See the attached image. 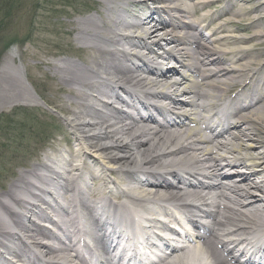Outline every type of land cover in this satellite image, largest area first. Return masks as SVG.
Here are the masks:
<instances>
[{
    "label": "bare ground",
    "instance_id": "1",
    "mask_svg": "<svg viewBox=\"0 0 264 264\" xmlns=\"http://www.w3.org/2000/svg\"><path fill=\"white\" fill-rule=\"evenodd\" d=\"M149 1L124 0L116 7L114 0H98L96 13L81 18L80 23L74 25V36L79 43L75 45L74 50L78 53L72 51L73 54L69 55L71 59L66 62L50 63L53 70L50 76L53 84L49 83L51 90L59 89L69 95L68 98L60 97L58 102H54L58 105L60 117L73 128V144L69 146L70 152L66 148L57 149L56 156L59 157H48L49 160L42 163L46 170L53 172L51 175H38L37 167L34 166L26 174L19 175L6 190L0 191V214H5L2 213L5 211L9 218L7 227L0 221V264H3L5 258L9 259L8 255L22 256V253L31 256L32 264H42V260L31 251L17 247L21 242L17 231L27 230L33 222L26 216L22 218L17 208L25 207L35 215L39 213V217L51 218L41 208L40 202H46L47 196L52 193L44 187L37 192L33 179L39 178L43 184H59L56 181L64 169L71 174V181L63 194L64 204L68 208L64 217L59 219L61 224L55 220L57 227L59 224L62 227L69 221L73 224L77 217L81 231L91 230V224L86 219L82 220L75 211L84 193H95L97 196L86 209L91 218H94V212H99L100 216L109 217L114 222L118 221V214L115 212L121 215L130 214L133 223L136 218L132 211L140 209L151 218L158 212L172 214L174 210L199 211L200 208L194 207L190 200H209L210 194L202 189V185L149 189L139 180L141 170L152 169L156 165L164 172L168 168L178 169L186 166L192 167L198 174L206 172L212 180H216L222 174L225 175L222 170L226 163L246 166L251 173L242 174L239 182L229 175L226 184L214 183L219 188L217 193H220L215 200L218 209L215 212L209 211V217L218 225L217 230L223 237L242 232L253 223L264 225V92L262 96L258 94L260 98L257 100L250 99L247 105L249 111L240 110L235 116L238 119L224 127L213 139L206 137L200 126H190L197 120L187 110L185 116L177 117L173 128L152 124L149 126L135 118L127 121L130 114L116 110L112 104H108L104 112H101V99L104 94L114 99L117 95H129V98L122 97L125 106L137 107L141 104L137 99L147 98V92L151 88L154 90L151 95L153 97L176 99H179L177 91L183 89L198 95L199 99L184 103L179 101V104L196 107L201 114L211 108L219 112L217 109L220 101L236 86L245 85L247 80L254 82L256 77L260 78L264 85V61L260 67L253 66L256 61L254 57L264 55V50L251 52L247 50L246 45L249 42H256L258 47L262 42L264 44V31L259 30L260 33L247 38L236 34L240 29H258L261 18L264 20V14L258 17L254 15L246 28L232 24L233 21L237 22L234 17L243 15L246 3L256 2L252 12L264 11V0H227L228 4L222 8L216 7L220 0H188L186 3L190 5L197 2L194 9L183 8L181 0H163L160 3L161 7H167L168 12L175 11V17H187L188 22L184 19L181 22L166 19V9L160 11L159 7L149 8ZM158 1L160 0H155ZM237 2L240 6H235ZM130 5L134 6L135 10H130ZM213 7L216 8L212 9ZM202 10L200 16H194L195 12ZM218 21L219 25L217 24L211 34L204 32L206 24ZM202 23L205 24L204 27ZM254 23L258 25L255 28ZM122 26L137 27L141 31L140 38L127 39L128 44L138 47L139 54L146 49L150 54H157L153 45L162 48L164 42L174 44L176 47L173 50L162 52L163 57L168 60H178L180 57L186 61L189 71L182 75L180 80L174 64H171L167 71H160L156 64L151 63L152 57L129 53L128 44L125 48L118 49L116 45L123 41L120 35ZM217 34L223 36L215 37ZM149 40L155 44H151ZM157 64L160 62L157 61ZM149 72H154L156 78L146 77ZM176 74L178 76L174 77ZM56 79L59 80L60 86L55 84ZM117 81L123 85L116 84ZM247 88L248 83L241 90ZM222 105L232 106V103L226 100ZM117 120H120L118 127L114 125ZM227 120L223 118L222 121ZM231 128L237 130V133L230 132ZM243 152L248 154L240 156L239 153ZM82 170L92 176L89 182H80ZM108 173H111L115 180L109 179ZM163 176L165 175L160 176L157 184L165 185ZM258 176L261 180L256 179ZM103 181V186H99ZM117 182L126 186V190L113 187ZM132 182L136 184L132 185ZM77 187L79 189H76ZM203 191L206 194H203ZM32 197L36 202H30ZM111 199L112 203L108 209L105 204ZM161 201L166 205L163 206ZM76 230L78 229L74 226L72 231ZM72 231L68 232V237H71ZM115 234L120 235L118 231H115ZM40 235L44 234L39 232L34 239L38 240L37 236ZM75 235L77 236V232ZM216 238V234H213L211 238L203 240L204 247L206 246L204 249L198 248L195 253L177 254L163 264H200L205 258V255H202L203 250H210L217 257L218 253L214 252L217 249L215 245L221 242ZM71 243L66 239L47 247V255L72 262L68 255ZM228 246L229 244H225V247ZM219 264L232 263L226 258Z\"/></svg>",
    "mask_w": 264,
    "mask_h": 264
},
{
    "label": "rangeland",
    "instance_id": "2",
    "mask_svg": "<svg viewBox=\"0 0 264 264\" xmlns=\"http://www.w3.org/2000/svg\"><path fill=\"white\" fill-rule=\"evenodd\" d=\"M40 1L44 3L41 6H38L39 0L0 1V116L10 115L14 119L13 124L0 123V165L7 164L4 178L0 176V191L8 188L19 175L26 174L54 144L59 148H69L73 144L72 127L60 117L54 102L69 95L59 89L51 90L49 83L53 81L50 77L53 70L50 63L71 59L69 55L76 52L74 47L79 45L74 36V25L80 23L81 18L96 13L98 0ZM255 3L251 4L253 8ZM223 5L225 1L217 4ZM251 12L244 10L242 14L251 17L264 14V11ZM35 16L40 22L39 27L33 41H27L30 20ZM242 22H248L247 17ZM243 26L246 28L249 24H241V28ZM253 26L258 25L254 23ZM259 30L264 31L262 18L258 29H240L238 34L247 38L260 33ZM15 41L18 46L6 50V44ZM246 45L253 52L264 50L263 42L259 49L256 42ZM56 83L61 85L58 79ZM49 138L50 143L45 146Z\"/></svg>",
    "mask_w": 264,
    "mask_h": 264
},
{
    "label": "trees",
    "instance_id": "3",
    "mask_svg": "<svg viewBox=\"0 0 264 264\" xmlns=\"http://www.w3.org/2000/svg\"><path fill=\"white\" fill-rule=\"evenodd\" d=\"M0 1H2V0H0ZM11 1V0H10ZM38 6H41V1L39 0V2H38ZM8 12V11H7ZM35 18V17H34ZM35 22H36V19H32L31 20V25H33L34 26V24H35ZM33 26H32V28H33ZM31 34V33H30ZM10 44V42H8L7 44H6V47L8 46ZM5 116L4 117H0V119H1V121H2V119H4L5 120Z\"/></svg>",
    "mask_w": 264,
    "mask_h": 264
}]
</instances>
